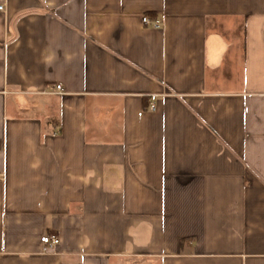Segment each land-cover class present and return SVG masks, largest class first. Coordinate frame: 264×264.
Instances as JSON below:
<instances>
[{"label": "crops", "instance_id": "crops-1", "mask_svg": "<svg viewBox=\"0 0 264 264\" xmlns=\"http://www.w3.org/2000/svg\"><path fill=\"white\" fill-rule=\"evenodd\" d=\"M0 5V264H264V0Z\"/></svg>", "mask_w": 264, "mask_h": 264}, {"label": "built area", "instance_id": "built-area-1", "mask_svg": "<svg viewBox=\"0 0 264 264\" xmlns=\"http://www.w3.org/2000/svg\"><path fill=\"white\" fill-rule=\"evenodd\" d=\"M4 10H5V6L0 5V12H3ZM143 23L148 26H151L154 29H160L162 27V24L159 21H150L147 17L143 19ZM57 90L59 92L62 91L61 86H58ZM151 110L153 111L155 110L154 106L151 107ZM41 243L45 249L47 248L54 249L59 245L60 239L56 235H45L41 238Z\"/></svg>", "mask_w": 264, "mask_h": 264}]
</instances>
